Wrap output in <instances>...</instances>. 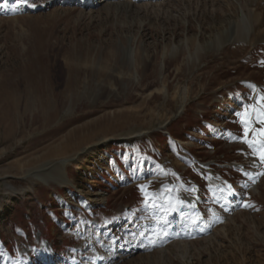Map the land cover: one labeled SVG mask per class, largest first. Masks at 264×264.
Listing matches in <instances>:
<instances>
[{
  "label": "rangeland",
  "instance_id": "1",
  "mask_svg": "<svg viewBox=\"0 0 264 264\" xmlns=\"http://www.w3.org/2000/svg\"><path fill=\"white\" fill-rule=\"evenodd\" d=\"M262 133L264 0H0V264H264Z\"/></svg>",
  "mask_w": 264,
  "mask_h": 264
},
{
  "label": "snow or ice",
  "instance_id": "2",
  "mask_svg": "<svg viewBox=\"0 0 264 264\" xmlns=\"http://www.w3.org/2000/svg\"><path fill=\"white\" fill-rule=\"evenodd\" d=\"M19 3L24 6H29V0H19ZM30 6L35 7L36 5L31 4ZM262 135H264V133H262ZM261 158L264 159V156H262Z\"/></svg>",
  "mask_w": 264,
  "mask_h": 264
},
{
  "label": "bare ground",
  "instance_id": "3",
  "mask_svg": "<svg viewBox=\"0 0 264 264\" xmlns=\"http://www.w3.org/2000/svg\"><path fill=\"white\" fill-rule=\"evenodd\" d=\"M80 1H81V2H82V1H86V2H87L88 0H80ZM91 1H92V0H91ZM93 2H94V1H93ZM100 2H101V1H100ZM90 3H91V2H90ZM235 30H237V29H235ZM231 32H233V31L231 30Z\"/></svg>",
  "mask_w": 264,
  "mask_h": 264
},
{
  "label": "trees",
  "instance_id": "4",
  "mask_svg": "<svg viewBox=\"0 0 264 264\" xmlns=\"http://www.w3.org/2000/svg\"><path fill=\"white\" fill-rule=\"evenodd\" d=\"M139 162H142V159H139Z\"/></svg>",
  "mask_w": 264,
  "mask_h": 264
}]
</instances>
